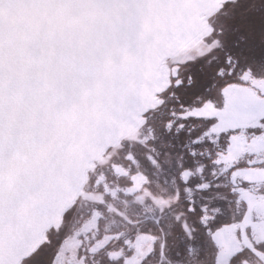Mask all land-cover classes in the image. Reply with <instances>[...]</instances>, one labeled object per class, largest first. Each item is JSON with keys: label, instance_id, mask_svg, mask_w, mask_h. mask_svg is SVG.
Wrapping results in <instances>:
<instances>
[{"label": "snow or ice", "instance_id": "1", "mask_svg": "<svg viewBox=\"0 0 264 264\" xmlns=\"http://www.w3.org/2000/svg\"><path fill=\"white\" fill-rule=\"evenodd\" d=\"M0 264H264V0H0Z\"/></svg>", "mask_w": 264, "mask_h": 264}]
</instances>
